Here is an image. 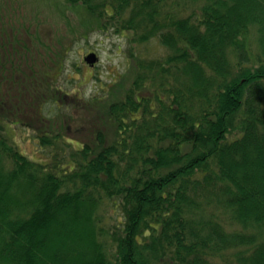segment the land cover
I'll list each match as a JSON object with an SVG mask.
<instances>
[{
  "label": "trees",
  "instance_id": "trees-1",
  "mask_svg": "<svg viewBox=\"0 0 264 264\" xmlns=\"http://www.w3.org/2000/svg\"><path fill=\"white\" fill-rule=\"evenodd\" d=\"M36 1L0 25L28 51L0 68V264H264V0ZM114 26L123 74L58 88L68 34Z\"/></svg>",
  "mask_w": 264,
  "mask_h": 264
},
{
  "label": "rangeland",
  "instance_id": "rangeland-1",
  "mask_svg": "<svg viewBox=\"0 0 264 264\" xmlns=\"http://www.w3.org/2000/svg\"><path fill=\"white\" fill-rule=\"evenodd\" d=\"M35 1L0 0V25H2L3 20L10 23V18L6 14L2 15V12L12 14L14 17H18L16 16L18 13L24 14L27 18L24 19V21H26V23L31 22L29 19L33 17L40 8L39 3ZM44 10L47 11L46 6L44 7ZM20 19H22V17ZM32 23H34V21H32ZM55 25L58 24L55 23ZM62 26H64V24L60 21L59 27ZM24 28L26 27H22L18 31V35L21 34L20 36H27L25 33L26 29ZM81 30L82 28H75V31H73L72 34H68L69 37L63 41L65 44V48L62 50V54H64V65L58 76H56L57 81H55V84L58 88L67 91L69 95H76L78 92H82V94L86 96H91L99 89L102 83L111 82L114 77L123 74V72L127 69V40L125 36L122 37L119 35L115 26L108 29V32L94 31L88 36H80ZM13 31L14 29L10 26L7 27V30L1 28L0 26V68L7 69L11 65H18L14 55L20 58L28 52L24 51L22 48L18 52H14V46L9 41L13 34H17ZM31 31H33V27L31 28ZM73 34L76 35L74 40L72 39V37H74ZM255 35L256 33L254 32L253 48H255L254 44H257L255 41ZM71 39L72 43L68 45V42ZM33 42H36V39L31 36L30 43L33 44ZM41 46L42 44L40 41H37V45L34 49L37 58L40 61L46 60L47 56H52L51 53H43L40 49ZM145 46H147L145 48L150 52L149 54L162 55L163 47H161L159 43L151 44L150 42ZM38 48L39 50H36ZM92 50L98 54V59L90 65L86 62V56ZM50 65H53L52 61H50ZM25 68L28 69L27 67ZM0 79H2L1 75ZM46 114H51V112L46 111ZM7 120L12 122L11 117H7ZM1 123L5 125L7 121L1 120ZM72 128H74V126H72ZM11 130L14 131L12 133L14 136L13 140L21 152L27 156L33 157L34 159L40 158V160H43L46 158L45 154L41 155V153H43L42 146H40L34 139L35 133L31 128L26 127L21 123H17L12 124ZM7 132H10V130L7 129ZM47 155L54 156V154ZM105 215L106 220L108 221L107 224L114 229L117 224L116 218L119 217V214L112 209L107 211ZM108 244L109 247H112V241L109 236Z\"/></svg>",
  "mask_w": 264,
  "mask_h": 264
},
{
  "label": "water",
  "instance_id": "water-1",
  "mask_svg": "<svg viewBox=\"0 0 264 264\" xmlns=\"http://www.w3.org/2000/svg\"><path fill=\"white\" fill-rule=\"evenodd\" d=\"M98 56L95 52H89V54L86 56V61L89 63H94L95 61H97Z\"/></svg>",
  "mask_w": 264,
  "mask_h": 264
}]
</instances>
